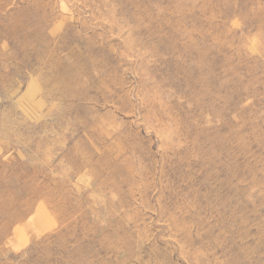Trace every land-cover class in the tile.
<instances>
[{"label":"rangeland","instance_id":"obj_1","mask_svg":"<svg viewBox=\"0 0 264 264\" xmlns=\"http://www.w3.org/2000/svg\"><path fill=\"white\" fill-rule=\"evenodd\" d=\"M0 264H264V0H0Z\"/></svg>","mask_w":264,"mask_h":264}]
</instances>
